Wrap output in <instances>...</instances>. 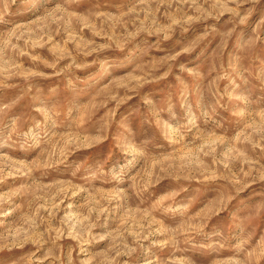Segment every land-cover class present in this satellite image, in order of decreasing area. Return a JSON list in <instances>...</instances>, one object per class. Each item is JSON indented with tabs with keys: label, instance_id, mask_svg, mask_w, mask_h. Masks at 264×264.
<instances>
[{
	"label": "rangeland",
	"instance_id": "374dc122",
	"mask_svg": "<svg viewBox=\"0 0 264 264\" xmlns=\"http://www.w3.org/2000/svg\"><path fill=\"white\" fill-rule=\"evenodd\" d=\"M0 264H264V0H0Z\"/></svg>",
	"mask_w": 264,
	"mask_h": 264
}]
</instances>
